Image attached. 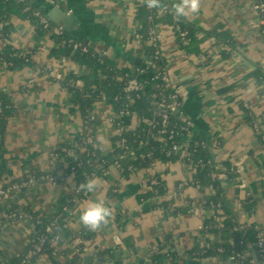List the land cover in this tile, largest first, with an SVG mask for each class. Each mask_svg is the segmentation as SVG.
Returning <instances> with one entry per match:
<instances>
[{"label":"crops","instance_id":"crops-1","mask_svg":"<svg viewBox=\"0 0 264 264\" xmlns=\"http://www.w3.org/2000/svg\"><path fill=\"white\" fill-rule=\"evenodd\" d=\"M29 1L122 71L139 77L146 67L148 43L139 32L141 20L137 15L144 0ZM255 1L200 0L198 13L181 16L201 39L192 44L190 52L179 45L172 25L161 24L159 32L180 107L192 120L193 134L207 139L215 161L222 165L218 178L223 180L225 195L243 231L244 250L256 264H264V248L257 245L258 227L264 234V37L253 7ZM57 8L63 14L60 11L56 15L74 16L69 28L51 17ZM10 23L12 44L21 54L29 53L34 64H0V92L10 107L0 142L1 185L31 173L46 175L51 153L72 143L84 125L76 95L38 68L57 66L65 75L91 73L75 59L50 57L60 43L28 17L13 15ZM2 29L0 24V33ZM93 113L100 120L94 137L107 151L119 134L114 122L117 117L128 130L146 122L135 112L117 114L106 98L94 102ZM224 162L237 166L238 177L228 178ZM54 176L55 182L39 178L41 181L0 199V264H13L25 255L36 236L33 221L9 219L5 213L32 209L52 216L61 196L74 193L80 186L72 174L63 176L60 166ZM154 177L164 182L165 192L146 198ZM92 178L97 180L95 191L84 192L67 222L70 236L57 245L56 254L43 252L31 264H65L80 255L75 236L85 226L78 219L79 210L92 199L105 200L113 213L86 243L88 254L105 252L102 260L92 264H243L217 254H203L208 237H213L206 233L205 220L214 211L202 204L209 190L193 184V169L184 157L157 160L125 177L113 164ZM248 197L253 204L245 210ZM187 200L201 205L198 214L186 210ZM155 253L163 254L160 261H155Z\"/></svg>","mask_w":264,"mask_h":264},{"label":"trees","instance_id":"trees-1","mask_svg":"<svg viewBox=\"0 0 264 264\" xmlns=\"http://www.w3.org/2000/svg\"><path fill=\"white\" fill-rule=\"evenodd\" d=\"M264 1V0H263ZM176 0H156L157 7H164L161 15L154 16L153 20L149 19L151 9L147 3L143 1L142 6L137 12L138 18L141 20L139 32L147 37V32L150 26L154 24H178L187 34H181L176 31V38L179 45L184 51H191V46L197 41H200L196 36V31L182 21L181 16L174 14L173 5ZM35 11H39L46 16L39 8L32 5L29 0H0V24H3L2 35L8 36L12 31L10 18L13 15L28 17L38 28L47 30L39 16L35 15ZM49 21L53 24L52 20ZM60 25V24H59ZM56 40L60 43L59 46L53 48L50 52V57L56 58H72L81 64L86 65L91 73L80 76L77 74L65 75L56 77L49 74L47 65L38 68L39 72L48 74L52 79L62 82L69 90L76 95V100L84 114V118L92 117L90 120L93 127V141L83 142L82 135H77L72 143L55 151L58 153L57 164L62 167L63 176L73 175L74 179L81 185L85 180L101 175L111 165L116 164L123 177L128 176L136 168H145L152 165L157 160H175L180 157L172 148L177 146L181 149L189 147L191 152L188 155L194 162L193 167V184L198 186L200 190H209L205 196V201L202 203L213 209V215L205 220L207 234H213V237H208V245L203 248V254H217L222 259L231 261L244 260L240 263L250 264L248 254L245 252V244L243 240V231L235 218V213L230 204L228 197L224 192L223 180L214 177L213 173L220 170V162L215 161V156L211 150V146L205 137L194 135V127L190 128V132H184L181 126L185 124L181 116V111L186 115L184 109L180 107L178 111H173L170 114V125L168 133L158 134L157 129L152 127L150 122H158L160 116L158 114L157 103L172 89H163L162 86L151 81V78L156 73V68H162L167 65L166 59L163 57L156 60V66L143 67L137 77L144 83V87L138 92H128L126 90L127 79L123 76L124 71L107 60L103 54L96 53L89 44L77 40V38L64 28L62 34H54ZM81 42L87 50L81 47L76 48L75 42ZM148 58L154 53L153 46L146 44L145 46ZM0 64H5L9 67H18L22 65H33L31 55L21 54L12 42L0 48ZM94 74V78L91 77ZM133 76V75H132ZM81 82V84L79 83ZM106 98L107 101L114 107L117 114L135 112L143 117L146 122L135 130H128L122 123L120 117L114 121L116 126H121L123 132L118 134L113 141L112 148L105 150L100 147L98 141L94 137V130L99 123V118L93 113V104L95 101ZM0 101L3 107L0 114V142L3 137L4 125L8 117L9 103L4 96H1ZM174 130L175 134L170 138V132ZM179 131V133H178ZM177 132V133H176ZM155 137V140L151 138ZM124 139L123 145L118 144V140ZM74 151L73 153L71 151ZM132 151V152H131ZM169 151L171 153L169 154ZM129 152H131L129 154ZM227 166L229 179L238 177L239 172L237 166L231 165L229 162H224ZM32 174V173H31ZM45 173H33V176L41 181V176ZM165 192L164 182L159 179L157 185H152L151 190L147 193L149 198L153 195H160ZM84 196V191L77 188L74 193L64 194L59 200L57 210L52 216H42L32 209H17L14 212L31 215L35 223L36 236L45 231L46 226L55 218L58 219V228L55 231L63 243L69 236L70 231L67 228V222L73 213L76 204ZM250 197L244 201V208L250 209L252 202ZM219 203V204H218ZM164 206H167L166 204ZM187 210V205L184 206ZM176 210V208H175ZM235 218V219H234ZM84 243L78 246L84 250L86 243L91 241L95 235V230L84 227L81 231ZM251 235L253 230H249ZM218 237L222 241H217ZM56 251L54 245L47 244L45 252L53 254ZM242 253L243 258L236 256V259H231V256ZM105 252H97L95 254L77 255L65 262V264H92L95 261H100L104 258ZM163 254H153L155 261L159 260ZM26 254L21 258L14 260L13 264H31L24 259ZM157 259V260H156ZM160 261V260H159Z\"/></svg>","mask_w":264,"mask_h":264},{"label":"built area","instance_id":"built-area-1","mask_svg":"<svg viewBox=\"0 0 264 264\" xmlns=\"http://www.w3.org/2000/svg\"><path fill=\"white\" fill-rule=\"evenodd\" d=\"M148 7L151 9V14L149 16L150 20L154 19V16H159L162 14L163 11H166L164 7H157L156 5V0H155V5L154 6H149L150 0H144ZM254 9L259 15V22L261 26V33L264 37V1L263 0H256L253 5ZM35 15L39 16L41 19V22L43 23L44 27L47 29L48 32L52 34H62L64 30V26L59 25V24H53L49 21V18L47 16L42 15L39 11H35ZM161 24H154L153 26H150L148 30V35L145 39V41L148 43V45L153 46L154 48V53L147 59V64L146 66H156V60L163 57V50H162V44H161V33L159 32V27ZM172 28L174 29L175 33L177 30L181 32V34H187V31L181 30L180 26L178 24L172 25ZM140 37H143L140 35ZM11 43V40L8 36H3L2 33H0V48L6 46L7 44ZM75 47L79 48L81 47L83 50H87L86 47L83 46L81 42H75ZM64 59V58H63ZM49 69V74L52 76L56 77H62V72L59 70L57 66H48ZM156 73L155 75L151 78V81L158 86H162L163 89H172V92L168 93L165 95L158 103H157V108H158V114L160 116V120L158 122H150L152 124V127L154 129H157L158 134H165L168 133V126L170 125V114L173 111H178L180 109V102H179V92L178 88L173 82L170 70L168 65L163 66L162 68H156ZM143 71V70H141ZM125 75L123 76L124 78L127 79L126 83V90L128 92H138L144 87V83L140 81L137 77L132 76L130 73H124ZM81 84V82H79ZM3 107L0 101V114L2 113ZM181 116L185 121V124L181 126V129L184 130V132H190V128L193 127L192 120L181 111ZM92 117H88L84 119V125L83 128L80 130L79 135H82L83 137V142H92L93 141V127L91 125L90 120ZM255 128L258 130L259 126L258 124L254 123ZM117 130L119 131V134L123 132V128L121 126L117 127ZM177 133V132H176ZM179 133V131H178ZM175 134V131L172 130L169 134L170 138H172ZM125 142L124 139L118 140V144L123 145ZM176 153L180 154V156L184 157V159L187 161V163L191 166L193 169L194 164L197 162H194V160L189 157L188 155L190 154L191 150L189 147H186L184 149H181L177 146H174L172 148ZM132 152V151H131ZM129 152V153H131ZM171 151H169V154ZM58 160V153L57 152H52L51 157H50V171L44 175L41 176L42 180L45 181H51L55 182V176L54 172L59 171V165L57 164ZM214 177H220L222 176L221 173L214 172L213 173ZM38 181L36 176H33L32 174H29L26 178L21 179L20 181H16L13 183H10L8 185L0 184V199L2 197L7 196L9 193H11L14 190H19L23 187H26L34 182ZM159 183V178L154 177L151 180L152 185H157ZM183 186V184H182ZM187 207V211L191 214H198L201 210V205H198L196 202L193 200H187L185 203ZM5 216L9 219H15V218H20V219H26V220H31L32 216L23 214V213H18V212H7L5 213ZM58 219L55 218L51 223H49L45 231L38 235L31 247L28 249L26 253V258L24 259L26 262H31V260H34L37 258L41 253L45 252V246L47 244L54 245L55 249L57 245L60 243V238L57 234H55L56 229L58 228ZM75 240L77 243L76 251L80 253V255H85L88 254L87 251V246L84 247V250H81V248L78 246L79 244L84 243V239L82 237L81 232H78L75 236ZM257 245L263 250L264 248V234L263 231L259 229L257 231ZM56 254L57 252L54 251ZM236 256H239V258H243L242 253H237V255L231 256V259H236ZM244 260V258H243ZM239 259V261H243ZM249 263L250 264H256L255 259L249 258Z\"/></svg>","mask_w":264,"mask_h":264},{"label":"clouds","instance_id":"clouds-1","mask_svg":"<svg viewBox=\"0 0 264 264\" xmlns=\"http://www.w3.org/2000/svg\"><path fill=\"white\" fill-rule=\"evenodd\" d=\"M155 0H150L149 6H154ZM176 16H188L200 11V0H176L173 5ZM97 186V180L87 179L81 183L80 188L86 193H92ZM112 208L103 199H92L79 210L78 219L82 225L90 229H97L106 225L111 216Z\"/></svg>","mask_w":264,"mask_h":264},{"label":"water","instance_id":"water-1","mask_svg":"<svg viewBox=\"0 0 264 264\" xmlns=\"http://www.w3.org/2000/svg\"><path fill=\"white\" fill-rule=\"evenodd\" d=\"M61 11V14H63V10L61 8H57L51 12V17L55 18L56 21H63L66 24V27L69 28V25L71 24L72 19L74 16H67V14L64 15H56L58 12Z\"/></svg>","mask_w":264,"mask_h":264}]
</instances>
